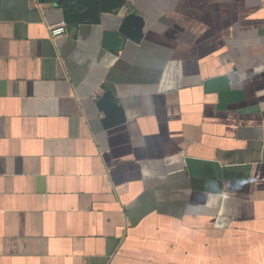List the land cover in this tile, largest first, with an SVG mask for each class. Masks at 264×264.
Here are the masks:
<instances>
[{
    "label": "crops",
    "instance_id": "1",
    "mask_svg": "<svg viewBox=\"0 0 264 264\" xmlns=\"http://www.w3.org/2000/svg\"><path fill=\"white\" fill-rule=\"evenodd\" d=\"M56 2L0 0V264H264V0Z\"/></svg>",
    "mask_w": 264,
    "mask_h": 264
},
{
    "label": "water",
    "instance_id": "2",
    "mask_svg": "<svg viewBox=\"0 0 264 264\" xmlns=\"http://www.w3.org/2000/svg\"><path fill=\"white\" fill-rule=\"evenodd\" d=\"M41 2L53 0H40ZM124 0H57L56 6L61 10L62 21L68 27L86 22L102 26L101 45L105 50H119L124 41L139 44L143 38L144 20L129 13L119 24L114 19H104L123 9ZM97 107L105 115L102 122L104 128H111L124 121L123 110L117 106L111 92H105L98 100Z\"/></svg>",
    "mask_w": 264,
    "mask_h": 264
},
{
    "label": "built area",
    "instance_id": "3",
    "mask_svg": "<svg viewBox=\"0 0 264 264\" xmlns=\"http://www.w3.org/2000/svg\"><path fill=\"white\" fill-rule=\"evenodd\" d=\"M67 25H65L63 22L53 25L49 28V34L52 38H57L60 36H63L67 33Z\"/></svg>",
    "mask_w": 264,
    "mask_h": 264
}]
</instances>
